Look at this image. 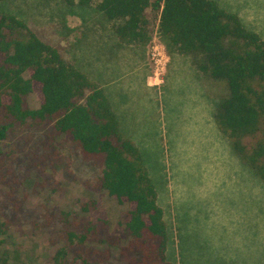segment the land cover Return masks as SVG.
Masks as SVG:
<instances>
[{"label": "rangeland", "instance_id": "1", "mask_svg": "<svg viewBox=\"0 0 264 264\" xmlns=\"http://www.w3.org/2000/svg\"><path fill=\"white\" fill-rule=\"evenodd\" d=\"M213 1L264 38V0ZM1 13L23 20L82 72L91 74L96 68L92 77L107 94L115 90L123 134L137 143L165 212L172 264H264V184L214 120L228 96L225 81L200 72L197 55L170 50L158 32L159 19L147 45L124 43L111 50L106 46L112 24L94 6L72 9L62 0H0ZM28 104L40 107L37 91L28 96ZM27 136L17 131L3 141L0 200L6 207L0 220L7 222L8 231L0 246L12 264H54L64 212L78 211V200L100 202L111 233L131 205L106 190L86 188L85 181L95 180L100 167L84 160L63 136L59 159L44 163L24 157ZM40 138L36 133L31 147ZM118 252L111 264H122Z\"/></svg>", "mask_w": 264, "mask_h": 264}, {"label": "trees", "instance_id": "2", "mask_svg": "<svg viewBox=\"0 0 264 264\" xmlns=\"http://www.w3.org/2000/svg\"><path fill=\"white\" fill-rule=\"evenodd\" d=\"M62 1L72 9L94 6L112 24L113 36L106 46L111 50L124 43L147 45L159 19L158 32L170 50L197 55L200 72L226 82L228 96H223L214 120L264 184V38L258 32L247 29L236 14L213 0ZM95 69H90L91 74L82 72L23 20L1 13L0 158L6 154L3 141L19 131L28 134L21 150L24 157L36 163L57 161L63 136L84 160L100 167L95 180L85 181L86 188L106 190L121 204L131 205L111 233L101 203L93 198L78 200V211L64 212L62 244L54 264L62 259L63 264H111L115 249L122 264H172L158 192L139 147L123 134L108 94L92 77ZM34 91L39 94L37 109L28 104ZM38 132L44 138L31 147ZM13 154L9 152L10 157ZM5 207L0 200V213ZM7 227L0 220V238ZM0 264H12L1 246Z\"/></svg>", "mask_w": 264, "mask_h": 264}, {"label": "crops", "instance_id": "3", "mask_svg": "<svg viewBox=\"0 0 264 264\" xmlns=\"http://www.w3.org/2000/svg\"><path fill=\"white\" fill-rule=\"evenodd\" d=\"M146 81H148V79H147ZM146 86H147L148 88L150 87L149 84H148V82H146ZM122 91H123L122 87L117 88V92H118V93H121ZM109 94H110V95H109ZM109 94H108V96H109V98H110V101H111V104H112V106H113V109H114V111L116 112L117 116L119 117V120H120L121 125H122V121H121V118H120L119 112H117V109H116V107H115V101H114V97H115V95H116L117 93L115 92L114 89H112V91L109 92ZM123 94H124V93H123ZM136 144H137V143H136Z\"/></svg>", "mask_w": 264, "mask_h": 264}, {"label": "built area", "instance_id": "4", "mask_svg": "<svg viewBox=\"0 0 264 264\" xmlns=\"http://www.w3.org/2000/svg\"><path fill=\"white\" fill-rule=\"evenodd\" d=\"M155 55V54H154Z\"/></svg>", "mask_w": 264, "mask_h": 264}]
</instances>
